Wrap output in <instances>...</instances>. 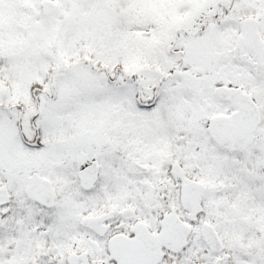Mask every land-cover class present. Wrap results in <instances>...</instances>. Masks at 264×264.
<instances>
[{
  "label": "snow or ice",
  "instance_id": "6c2138e0",
  "mask_svg": "<svg viewBox=\"0 0 264 264\" xmlns=\"http://www.w3.org/2000/svg\"><path fill=\"white\" fill-rule=\"evenodd\" d=\"M0 264H264V0H0Z\"/></svg>",
  "mask_w": 264,
  "mask_h": 264
}]
</instances>
